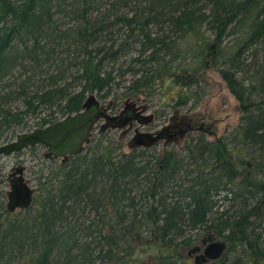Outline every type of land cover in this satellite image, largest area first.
I'll return each mask as SVG.
<instances>
[{"label": "trees", "instance_id": "obj_1", "mask_svg": "<svg viewBox=\"0 0 264 264\" xmlns=\"http://www.w3.org/2000/svg\"><path fill=\"white\" fill-rule=\"evenodd\" d=\"M263 51L264 0H0V141L92 93L114 106L168 85L163 102L194 107L205 65L241 108L231 130L180 150L150 144L173 132L129 151L90 137L18 212L0 200V264H193L199 230L227 245L202 264H264Z\"/></svg>", "mask_w": 264, "mask_h": 264}, {"label": "rangeland", "instance_id": "obj_2", "mask_svg": "<svg viewBox=\"0 0 264 264\" xmlns=\"http://www.w3.org/2000/svg\"><path fill=\"white\" fill-rule=\"evenodd\" d=\"M234 36L231 37L233 39ZM250 52V51H248ZM264 51L262 52V55ZM249 53H246L248 56ZM250 58V57H249ZM201 74L206 81L205 92L199 96V101L194 107H189L190 103L185 106H173L168 105L162 101L161 96L170 99V92L167 88L168 85H162L157 87L156 93L153 97L145 98L143 95H139L135 98H130L123 101H117L112 103L113 97L110 96L107 99L101 100L96 93H92L100 104L108 108L109 113H118L127 103H133V106L127 108L128 111L138 112L144 117V122L140 123L139 119H130L126 125L122 128H109L105 131L101 130L102 120L97 121L94 125L91 137L94 138V142L103 132L106 137L113 138V140H119L121 143V150L129 151L132 147L138 144L136 141V134L141 139L139 144L147 142L148 137L151 138L156 134V131L166 126L165 131L175 133V135H168L160 137L150 143L157 152H162L165 148L181 149L184 140L188 135L195 136L198 132L205 134L208 139H214L228 130L235 127L240 120L241 108L236 96L229 90L227 84L221 77L218 70L210 65L202 67ZM121 89H118L121 92ZM115 102V101H114ZM172 103V101H171ZM35 118L29 119V125L17 132L25 131L36 127L33 123ZM184 129V132H180ZM137 131V132H136ZM187 132H189L187 134ZM147 134V135H146ZM151 136H149V135ZM186 135V137H185ZM14 137V136H12ZM12 137L6 140L0 141L6 142L12 139ZM46 148L43 145H34V148L26 147L18 153H11L1 156L0 166L4 176H7L9 172L15 171L23 176V179L27 186L31 188L33 196L40 180L44 179V176L49 174L50 170H54L60 163V158H48L45 156ZM13 191V186L10 180L4 181L0 184V200L8 204L13 212H18L20 208L24 206L22 203L17 202L14 194L10 195ZM222 193L218 200L221 206H228L232 200H224ZM23 198H21L22 200ZM31 199V198H30ZM212 215V214H211ZM195 243L201 245L200 238L206 235L208 232L199 230ZM217 238H221L216 235ZM202 246V245H201ZM186 254L187 250H183ZM187 255V254H186ZM190 260L193 264V255Z\"/></svg>", "mask_w": 264, "mask_h": 264}, {"label": "water", "instance_id": "obj_3", "mask_svg": "<svg viewBox=\"0 0 264 264\" xmlns=\"http://www.w3.org/2000/svg\"><path fill=\"white\" fill-rule=\"evenodd\" d=\"M133 105V103H127L118 113H109L108 108L100 104L91 94L80 110L66 114L46 125L17 132L9 141L0 143V158L19 152L26 147L40 144L46 148V157L60 158L61 161H65L70 155L82 152L90 140L94 125L99 120H102L101 128H122L130 119L136 118L140 123L144 122V117L138 112L127 110L129 106ZM12 174L15 175L14 178L10 177ZM6 180H10L12 183L14 192L20 193L16 197L18 203L26 204L30 201L32 190L25 183L23 176L19 173L15 174V172L4 176L0 166V184ZM21 198L23 199L21 200ZM201 245L196 243L187 249V254L193 255L195 264L219 258L227 246L224 239L217 238L215 234L211 233L202 237Z\"/></svg>", "mask_w": 264, "mask_h": 264}, {"label": "flooded vegetation", "instance_id": "obj_4", "mask_svg": "<svg viewBox=\"0 0 264 264\" xmlns=\"http://www.w3.org/2000/svg\"><path fill=\"white\" fill-rule=\"evenodd\" d=\"M165 128H166V126H162V128H160L159 130H157L156 132H159L158 134H159V136H163L165 133H167L166 131H165ZM137 132V131H136ZM184 132V130H182L181 132H180V134L181 133H183ZM174 135H175V133H173ZM172 134V135H173ZM147 135V134H146ZM149 135V134H148ZM149 136H151V135H149ZM141 138L139 137V136H137V134H136V141H139ZM11 172H15V171H11ZM10 173V172H9ZM8 173V174H9ZM15 174H18L17 172H15ZM14 174H12L10 177L11 178H14ZM7 181V180H6ZM12 194H14V196H16V197H18L19 195H20V193L19 192H11V194L10 195H12Z\"/></svg>", "mask_w": 264, "mask_h": 264}]
</instances>
